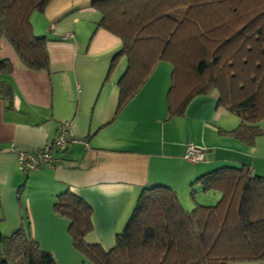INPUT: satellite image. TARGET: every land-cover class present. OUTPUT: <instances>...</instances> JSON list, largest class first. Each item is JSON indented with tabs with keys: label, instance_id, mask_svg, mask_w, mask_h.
I'll return each mask as SVG.
<instances>
[{
	"label": "crops",
	"instance_id": "crops-1",
	"mask_svg": "<svg viewBox=\"0 0 264 264\" xmlns=\"http://www.w3.org/2000/svg\"><path fill=\"white\" fill-rule=\"evenodd\" d=\"M91 1L50 0L42 11L30 14L32 32L47 39V69L27 67L10 42L0 38V60L10 65L0 70V217L4 222L12 216L13 229L26 217L31 236L39 242L52 240L47 249L56 257L78 253L67 218L53 208L60 191L69 190L90 205L92 229L84 239L108 249L144 187L168 185L190 210L216 197L195 181L215 167L245 164L264 175V135L246 143L223 132L239 119L217 106L215 92L192 97L183 114L168 117L170 64L159 61L116 113L117 80L126 60L119 56L116 70L106 77L121 41L95 28L101 13ZM64 122L78 140L55 149L53 163L22 171L18 153L56 137ZM194 126L197 137L192 139L188 136ZM192 142L205 148L203 160L184 158Z\"/></svg>",
	"mask_w": 264,
	"mask_h": 264
},
{
	"label": "trees",
	"instance_id": "trees-1",
	"mask_svg": "<svg viewBox=\"0 0 264 264\" xmlns=\"http://www.w3.org/2000/svg\"><path fill=\"white\" fill-rule=\"evenodd\" d=\"M49 1L0 0V38L31 69L48 68L47 39L32 32L29 17ZM91 5L101 13L95 28L121 41L106 77L119 56L126 60L117 80L116 113L159 61H169L168 117L183 114L192 97L215 92L217 106L239 119L223 132L246 143L264 135V0H92ZM9 67L0 60V70ZM235 88L242 94L238 100L230 96ZM195 181L219 195L215 205L185 210L170 186L144 187L108 249L84 239L92 221L81 197L60 191L53 208L67 218L72 246L93 264L264 260V175L245 164L223 165ZM8 234L0 231V264H55L53 254L31 236L28 222Z\"/></svg>",
	"mask_w": 264,
	"mask_h": 264
},
{
	"label": "built area",
	"instance_id": "built-area-1",
	"mask_svg": "<svg viewBox=\"0 0 264 264\" xmlns=\"http://www.w3.org/2000/svg\"><path fill=\"white\" fill-rule=\"evenodd\" d=\"M77 138L69 134L68 124L61 123L57 129L56 137L45 142L39 148L33 151H21L18 153V163L22 171L28 172L37 169L40 165L53 163L55 158L53 152L55 149H64L69 141H76ZM205 150L189 143L186 146L184 158L191 162L202 160Z\"/></svg>",
	"mask_w": 264,
	"mask_h": 264
},
{
	"label": "rangeland",
	"instance_id": "rangeland-1",
	"mask_svg": "<svg viewBox=\"0 0 264 264\" xmlns=\"http://www.w3.org/2000/svg\"><path fill=\"white\" fill-rule=\"evenodd\" d=\"M35 30V29H34ZM35 34V33H34ZM90 34H91V32H90ZM89 34V35H90ZM35 35H37V34H35ZM89 35L88 36H86V39H88L89 38ZM123 57V56H122ZM123 59H124V57H123ZM123 59H121V62H122V60ZM162 64H170V73H171V63L169 62V61H162ZM116 70V68H113V71H115ZM170 73H169V75H170ZM111 76H112V74H111ZM193 78L195 77V76H192ZM191 83H193V82H191ZM180 86V85H179ZM183 86V85H182ZM181 86V87H182ZM180 87V88H181ZM184 88V87H183ZM182 88V89H183ZM231 98L232 99H234V100H238V99H240L241 97H242V94H240V92L238 91V89L237 88H235V89H233V91L231 92ZM228 113H230V112H228ZM229 116V118H237L234 114H228ZM213 124H215V122L213 121L212 122ZM216 126H219V124H216ZM186 135V134H185ZM188 137H191L192 139H195L197 136H196V127L194 126L193 128H192V134H191V136H188ZM55 138V137H54ZM50 140H52V139H50ZM189 144V143H188ZM191 144H193V142L191 143ZM194 146H197V147H200V148H202V149H204L205 150V148L204 147H202V146H199V145H196V144H193ZM212 192V191H211ZM216 194V197L212 200V201H209L207 204H205V205H215V203L217 202V200L219 199V195L217 194V193H215ZM190 211V210H189ZM2 214V212H1V210H0V215ZM7 221H4L3 222V219L2 220H0V231L3 233V234H8V233H10L11 234V232L14 230L13 228H12V224H13V220H12V216H10V217H8L7 216ZM27 222H28V220H27V218L26 217H24V224L23 223H20L19 224V226H21V224H23V226H25V227H27ZM18 228V227H17ZM16 229V228H15ZM9 235V234H8ZM38 243L40 244V247L41 248H43V249H45V250H49V249H47V245H51V243H54V242H52V240H48V241H45V240H43V239H41L40 240V242L38 241ZM104 243H106V242H104ZM105 249V248H104ZM77 251V250H76ZM51 252V251H50ZM78 252V251H77ZM64 255H66V254H64ZM53 256H54V258H55V264H93L87 257H85L84 255H82L81 253H76V254H72V255H68V256H65V257H62V256H58V257H56L54 254H53ZM227 264H232V262H227Z\"/></svg>",
	"mask_w": 264,
	"mask_h": 264
}]
</instances>
